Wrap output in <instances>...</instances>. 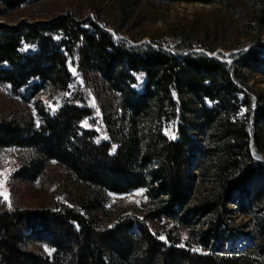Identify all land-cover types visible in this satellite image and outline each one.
<instances>
[{
  "label": "trees",
  "instance_id": "trees-1",
  "mask_svg": "<svg viewBox=\"0 0 264 264\" xmlns=\"http://www.w3.org/2000/svg\"><path fill=\"white\" fill-rule=\"evenodd\" d=\"M176 1L221 6L227 27L218 20L201 45L192 28L174 46L133 47L69 14L0 25V84L67 94L71 62L94 88L108 135L99 141L82 127L94 111L77 95L54 113L36 103L38 128L32 115L0 122V150H35L80 193L73 207L0 209V264H264V91L249 85L251 75L264 80V0ZM26 2L4 6L11 12ZM230 28L246 40L231 45L242 50L231 64L210 55ZM143 188L152 189L154 208L111 225L109 195ZM164 220L173 227L162 241L149 223ZM242 229L252 230V244L225 249Z\"/></svg>",
  "mask_w": 264,
  "mask_h": 264
},
{
  "label": "rangeland",
  "instance_id": "rangeland-1",
  "mask_svg": "<svg viewBox=\"0 0 264 264\" xmlns=\"http://www.w3.org/2000/svg\"><path fill=\"white\" fill-rule=\"evenodd\" d=\"M4 2L5 0H0V25L15 27L22 23H44L50 17L69 14L82 23H94L104 28L117 41L123 40L133 47L151 44L152 40L174 46L178 41L175 38L177 33L189 31L192 28L200 34L195 38V43L201 45L202 32L211 31L218 20L222 28L227 27L229 22L224 9L219 5L187 4L176 0H27L18 10L11 12H6ZM116 30L119 31V35L115 32ZM245 42V39L237 36L236 31L230 28L222 42L223 46L211 56L231 64L233 57L242 52V50L231 49L233 47L231 45L236 46L238 43ZM250 48L253 46L246 47L243 51ZM29 51L34 49H23V52ZM71 68L75 69L76 74L74 75L69 67L72 82L67 94L53 92L46 88L35 93L31 86L15 91L9 85L0 84V122L22 121L32 115L37 126L39 120L36 103L43 106L46 111L54 113L64 104L65 99L77 95L84 99L94 111L93 116L85 121L86 123H82V127L96 131L99 141L108 140L100 103L94 88L83 80V76L75 65L71 64ZM251 79L249 85L253 86V89L264 91L263 78L251 75ZM143 83L144 79L139 77L135 88L142 90ZM100 99L103 100L102 97ZM50 104L53 108L49 107ZM167 133L171 138L175 137L171 131ZM32 166L35 169L31 177L27 180L21 179L19 173L23 170H32ZM153 168L154 164L145 167L148 175ZM139 190L141 189L127 194L109 195L107 209L112 213L111 225L118 215H130L142 220L145 214L154 208L155 202L150 199L149 192L152 189L143 188L142 192ZM79 196L78 188L69 179L66 171L54 161H42L33 149L10 147L0 150V209L36 210L41 207L55 209L61 205L73 207ZM243 222L245 221L236 217V223ZM149 226L152 232L159 237L163 236L164 239L161 240L165 241V233L173 227V223L164 220L160 225L149 223ZM240 231L241 235L233 243L227 244L225 249L235 248L242 251L252 244V230ZM180 234L185 241L188 236L187 230H180Z\"/></svg>",
  "mask_w": 264,
  "mask_h": 264
},
{
  "label": "snow or ice",
  "instance_id": "snow-or-ice-1",
  "mask_svg": "<svg viewBox=\"0 0 264 264\" xmlns=\"http://www.w3.org/2000/svg\"><path fill=\"white\" fill-rule=\"evenodd\" d=\"M85 27H88V25L87 24H85ZM109 31H111V29H109ZM113 35H115V33H113ZM202 51V50H201ZM210 55H215V53H210ZM69 67H70V70L73 72V74L75 75L76 73H75V69L74 68H71V63L69 62ZM69 87H71V86H69ZM49 107L50 108H53V105H49ZM245 111H246V109H245ZM84 123H86V122H84ZM37 126H39V121H37ZM86 126H88V127H91V125H86ZM174 138V137H173ZM140 192H142L143 191V189H141V190H139ZM5 199H7V197L5 196ZM10 206V205H9ZM160 239H164V237L163 236H161V237H159ZM182 246V245H181ZM45 251H50L48 248H47V246H45ZM192 251H196V252H199V251H201V249H199V248H193L192 249Z\"/></svg>",
  "mask_w": 264,
  "mask_h": 264
}]
</instances>
